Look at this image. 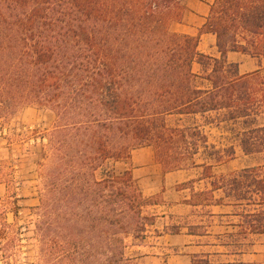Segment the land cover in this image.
Masks as SVG:
<instances>
[{"label":"trees","instance_id":"1","mask_svg":"<svg viewBox=\"0 0 264 264\" xmlns=\"http://www.w3.org/2000/svg\"><path fill=\"white\" fill-rule=\"evenodd\" d=\"M182 1L0 0V122L25 107L54 115L39 137L30 264L130 263L128 242L154 225L146 210L155 201L129 170L108 165L142 147L153 148L165 173L199 171L178 188L207 217L187 235L220 240L201 246L238 255L264 235V69L240 75L227 60L229 52L264 59V0H214L196 37L170 30L182 21ZM202 34L215 36L218 58L198 51ZM212 130L225 135L221 147L208 142ZM238 153L253 163L214 173ZM8 194L0 199V264H21L18 199ZM217 207L229 212L215 215ZM217 217L239 222L215 235ZM209 256L194 254L192 263L234 264Z\"/></svg>","mask_w":264,"mask_h":264},{"label":"crops","instance_id":"2","mask_svg":"<svg viewBox=\"0 0 264 264\" xmlns=\"http://www.w3.org/2000/svg\"><path fill=\"white\" fill-rule=\"evenodd\" d=\"M214 0H183L185 8L182 21L174 22L170 25V30L174 33L196 37L206 21L209 9ZM198 51L205 55L218 58L216 39L212 34H202L200 36ZM229 63L238 65L240 75L264 69V59H255L235 52L227 54ZM118 163H115L116 166ZM225 165V164H224ZM227 165V164H226ZM124 170L131 172L132 178L138 185L142 195L147 198H159L150 207L152 215L156 217L154 225L149 227L151 232L146 230L145 237L138 245L130 248V258L139 261L141 264H194L191 256L194 254H210L211 257L220 258L216 263L240 264V261H230L234 257H246L247 254L227 255L226 248L221 246H201L204 239H214L208 241L210 244H218L219 239L214 237H196L187 235V226L205 223L207 217H202V209L194 208L185 203L190 199L189 189H179L178 187L190 180L196 179L198 173L195 170H178L165 173L161 166L155 161L154 150L152 147H142L131 152L128 162L123 163ZM221 168L225 166H220ZM203 181L194 184L197 191L203 187ZM206 211V209H205ZM215 215H224L229 212L228 208L217 207L212 209ZM226 217L214 218V224L220 223ZM217 220V221H216ZM160 222V225H159ZM222 223V222H221ZM180 225L179 234L170 235L164 232L166 227ZM148 234H151V243ZM213 234H223L217 232ZM253 238V237H252ZM256 238V237H254ZM167 249L166 253L159 252L160 245ZM255 253L250 254L248 264H258L256 245L252 244ZM134 248L142 252L133 254ZM129 249V248H128ZM177 250L174 251V250ZM209 258V259H210ZM225 259V260H223ZM214 262V261H213ZM247 264V263H243Z\"/></svg>","mask_w":264,"mask_h":264},{"label":"rangeland","instance_id":"3","mask_svg":"<svg viewBox=\"0 0 264 264\" xmlns=\"http://www.w3.org/2000/svg\"><path fill=\"white\" fill-rule=\"evenodd\" d=\"M199 66L194 65V71H198ZM54 123V115L46 110H40L33 107H25L21 109L13 118L6 122H0V199H4L7 194V187L9 189V196L18 199L17 205L19 207L18 218L14 221L22 229V253L19 257L21 264L33 263V257L36 254V247L33 246V242L29 241L31 232L26 231V223L30 219V208L37 204V199L40 191V180L37 177V167L36 162L38 161V153L40 151V138L49 131ZM208 142L215 143L217 146L221 147L225 143V135L218 131L212 130L207 131ZM221 143V144H220ZM253 162L248 158L243 157L242 154L238 153L236 159L227 163L223 168L218 167L214 170L215 174H228L232 171L239 170L245 166L251 165ZM108 168L114 169L116 173H121L125 171L123 162L118 163L116 166L114 164H109ZM195 170V173H198ZM7 183V186L6 184ZM206 182L203 183V186ZM203 188V187H201ZM155 202L159 201V198H153ZM148 214H152L151 209L146 210ZM8 221L13 222L12 215H8ZM217 221V220H216ZM232 221L234 224L239 222V218H225L220 223L216 222L211 229V232L217 233L222 232L227 233L233 231L228 222ZM160 225V222H159ZM148 232H151L147 228ZM149 240L147 243H151V234H148ZM214 239H204L203 241H213ZM222 241H225L223 239ZM142 242V239L135 242H128V248L126 250V257L130 258L129 250L132 245H138ZM220 243V240H219ZM250 245L242 248L244 251L241 254H247L246 257H234L230 258V261H240V264L249 263V255L255 252L252 248V244L256 245L255 250L257 251L258 264H264V235L256 238H251ZM160 249H165L164 251L159 250V252L166 253L167 249L162 246ZM174 251L177 252L175 249ZM227 253L231 250L226 248ZM142 252V250H137L134 248L133 254ZM238 254V255H241ZM228 255V254H227ZM231 256V255H229ZM235 256V255H234ZM129 264H141L139 261H135L130 258ZM192 260V259H191ZM211 261L221 260L220 258L211 257ZM225 260V259H223ZM236 263V262H234Z\"/></svg>","mask_w":264,"mask_h":264}]
</instances>
